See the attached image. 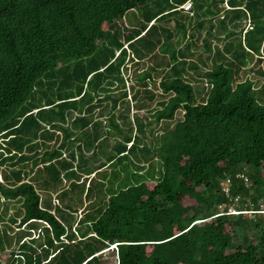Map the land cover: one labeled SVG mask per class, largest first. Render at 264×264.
<instances>
[{"label": "trees", "instance_id": "16d2710c", "mask_svg": "<svg viewBox=\"0 0 264 264\" xmlns=\"http://www.w3.org/2000/svg\"><path fill=\"white\" fill-rule=\"evenodd\" d=\"M252 62L264 0H0V264H264Z\"/></svg>", "mask_w": 264, "mask_h": 264}, {"label": "rangeland", "instance_id": "374dc122", "mask_svg": "<svg viewBox=\"0 0 264 264\" xmlns=\"http://www.w3.org/2000/svg\"><path fill=\"white\" fill-rule=\"evenodd\" d=\"M191 2V1H190ZM131 16H133V14H132V12L131 13H129L128 14V17H131ZM127 23V22H126ZM219 45L221 46L222 45V43H219ZM183 46V44L180 46V48ZM198 52H200V51H198ZM191 59H193L194 57H190ZM198 65L200 66V69H201V71H204L205 69H204V67L202 66V65H200V63H198ZM262 65H260V67H261ZM146 68V66L144 67V68H141V69H145ZM257 69H258V67L256 66V64H255V62H252V63H250L245 69H244V72L240 75V77H239V81H244L245 79H250V80H252V82H254L255 83V85H254V88L255 89H259V88H261L262 86H264V77H262V76H260V75H258L257 74ZM131 72H132V69H131ZM191 74V73H190ZM200 82H202V84L204 83V81H194L193 83L196 85V86H198V85H201L200 84ZM130 84V83H129ZM205 85V84H204ZM127 86H128V84H127ZM155 90H156V88H154ZM158 100H159V98H158ZM263 102H264V100H263ZM262 102V104L264 105V103ZM152 106H153V108L154 107H157L156 106V103L155 102H153L152 104H151ZM97 111V110H96ZM133 112H131V114H132ZM86 156H90V154L89 153H86ZM44 194H42V196H43ZM55 204H57V202L55 201V199H54V201H53ZM16 206H18V205H16ZM10 210H13L12 208L10 209ZM231 210H234V209H232L231 208ZM10 212H12V211H10ZM235 212V211H234ZM263 213H264V211H263ZM247 217L248 216H250V212H248V214L246 215Z\"/></svg>", "mask_w": 264, "mask_h": 264}, {"label": "built area", "instance_id": "2783aa9c", "mask_svg": "<svg viewBox=\"0 0 264 264\" xmlns=\"http://www.w3.org/2000/svg\"><path fill=\"white\" fill-rule=\"evenodd\" d=\"M191 8H192V4H191L190 1L185 2V3L180 7V9H182L183 12H189V11L191 10ZM237 177H239L240 179H242L243 182H244V184H245L246 186H249V185H250L248 178L245 177L244 175H238ZM221 191H222V193H223L226 197H229V194H230V181H229V179H226L225 181H223V182L221 183ZM238 200H239V197H238V196L235 197V198H230V201H232L233 203H237ZM229 211H230L231 213H236V212H234V210H231V209H229Z\"/></svg>", "mask_w": 264, "mask_h": 264}]
</instances>
